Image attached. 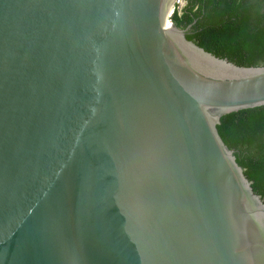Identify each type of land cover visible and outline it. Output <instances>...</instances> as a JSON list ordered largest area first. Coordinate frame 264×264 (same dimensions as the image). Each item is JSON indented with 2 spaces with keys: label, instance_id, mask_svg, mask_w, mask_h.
Here are the masks:
<instances>
[{
  "label": "water",
  "instance_id": "1",
  "mask_svg": "<svg viewBox=\"0 0 264 264\" xmlns=\"http://www.w3.org/2000/svg\"><path fill=\"white\" fill-rule=\"evenodd\" d=\"M178 0H0V264H264V202L216 130L264 105Z\"/></svg>",
  "mask_w": 264,
  "mask_h": 264
},
{
  "label": "trees",
  "instance_id": "2",
  "mask_svg": "<svg viewBox=\"0 0 264 264\" xmlns=\"http://www.w3.org/2000/svg\"><path fill=\"white\" fill-rule=\"evenodd\" d=\"M169 19L216 57L264 65V0H183ZM216 130L264 202V105L222 115Z\"/></svg>",
  "mask_w": 264,
  "mask_h": 264
},
{
  "label": "rangeland",
  "instance_id": "3",
  "mask_svg": "<svg viewBox=\"0 0 264 264\" xmlns=\"http://www.w3.org/2000/svg\"><path fill=\"white\" fill-rule=\"evenodd\" d=\"M183 4V0H178L176 3H174V7H179Z\"/></svg>",
  "mask_w": 264,
  "mask_h": 264
}]
</instances>
